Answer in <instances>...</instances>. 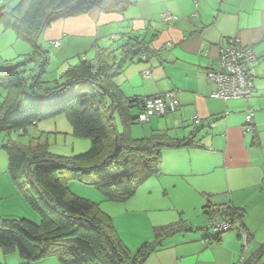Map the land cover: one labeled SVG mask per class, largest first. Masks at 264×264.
I'll return each mask as SVG.
<instances>
[{"label":"crops","instance_id":"crops-1","mask_svg":"<svg viewBox=\"0 0 264 264\" xmlns=\"http://www.w3.org/2000/svg\"><path fill=\"white\" fill-rule=\"evenodd\" d=\"M10 2L0 0V9ZM165 13L174 17L171 24L161 20ZM41 34L42 43L49 47L54 48L52 43L60 42L54 49L62 54L59 56L62 68L59 78L63 83L67 67L73 66L69 61L87 58L89 51L92 57L97 48L126 44L129 37L148 45L152 55L147 61L137 59L127 64L114 79L120 95L117 101L113 99L110 103L115 104L123 116L124 113L137 116L139 110L127 104L128 100L176 92V111L170 116L151 117L148 124H140L143 125L140 130L134 128L136 123L129 128L131 137L142 139L163 131L174 138L188 137L194 129L192 120L201 121V130L195 139L200 141L201 147L164 149L160 176L193 180V194L211 195V202L207 201L204 206L206 210L212 204L243 209L242 226L252 235L246 257L264 264V0H107L105 6L52 23ZM227 39L250 47L257 59L252 80L254 94L248 101L224 102L215 98V85L206 79L207 71L219 69V50ZM6 40L9 42L6 51V47L0 45V62L4 64L10 65L11 61L32 52L30 45L17 40L10 28L0 24V41ZM26 46L31 49L30 53ZM38 47L43 50L42 45ZM147 69L151 70V77L143 79L142 72ZM45 74L41 77L40 94L46 87ZM56 82L60 83L53 79L52 84ZM250 109L254 111L255 134L243 135L245 117ZM113 116L115 125L116 120L120 124V130L116 125L117 130L122 131L119 112H114ZM154 118H163V122ZM57 120L65 121V118L60 116ZM209 124L212 127L208 128ZM37 126L43 128L45 124ZM69 126L68 123V130ZM171 131L182 135L175 136ZM253 137L255 145L251 142ZM3 161L5 154L0 152V216L38 222L39 216L26 204L24 197L13 185L14 190H11V180L6 176L7 164ZM8 198L16 206L6 211L3 204L9 207L5 202ZM188 228V232L166 239L148 260L154 264V260L157 264H236L241 249L235 228L233 232L223 233L219 243L209 245L204 242L211 237L207 230H202L203 233ZM0 264H24V261L17 253L4 254L0 249ZM36 264L60 263L50 257Z\"/></svg>","mask_w":264,"mask_h":264},{"label":"trees","instance_id":"trees-1","mask_svg":"<svg viewBox=\"0 0 264 264\" xmlns=\"http://www.w3.org/2000/svg\"><path fill=\"white\" fill-rule=\"evenodd\" d=\"M106 2L11 0L0 9V24L10 28L17 40L32 47L23 63L12 68L9 63L0 66V88L6 93L0 103V134L9 136L18 130L25 131L30 125L35 127L41 121L65 113L73 136L91 142L86 153L74 157L51 154L41 143L25 148L8 141L0 147L6 154L12 185L40 218V223L36 224L23 218L0 216V249L4 254L17 253L24 264L50 257L60 264H146L166 239L189 231L183 223L155 229L154 241L143 244L132 255L118 238L109 217L92 202L70 194L64 182L70 176L91 185L106 201L123 203L133 197L142 184L161 174L164 149L201 147L200 141L195 140L201 121L197 126L192 124L194 129L188 137H170L166 131L142 139L131 137L129 128L142 124L139 122L143 109L141 98L127 101L137 107V116L125 113L123 116L110 101L119 98L113 81L124 67L152 55L146 43L132 37L123 45L97 48L88 59L79 57L76 65L67 67L64 83L56 82L38 93L48 65L47 52L37 45L40 34L58 20L80 16L105 6ZM18 66H25V70L19 72ZM27 71L29 74L23 76ZM254 76L250 77L251 83ZM251 90L253 95V86ZM114 112L120 115L123 127L120 132L115 125ZM250 112L253 120L254 111L250 109ZM245 124L246 117L243 131ZM253 132L255 134V129ZM251 142L255 145L256 138ZM210 208L206 211L204 207V215L215 209L230 218L238 232L243 228V209L215 204ZM210 234V238L204 239L208 245L219 243L223 233ZM244 264H260V261L250 258Z\"/></svg>","mask_w":264,"mask_h":264},{"label":"rangeland","instance_id":"rangeland-1","mask_svg":"<svg viewBox=\"0 0 264 264\" xmlns=\"http://www.w3.org/2000/svg\"><path fill=\"white\" fill-rule=\"evenodd\" d=\"M8 34L11 35V31H9ZM8 43V40L4 43H1L0 41L1 48L6 47ZM38 45H42L43 50L47 51L49 56V63L46 66V74L43 79L46 82L44 86L52 87L53 79H57L58 82L63 83L59 78L62 71L59 61V56H62L61 51L49 47L47 44H43L42 34L38 39ZM26 48H28L27 53H30L31 49L28 46H26ZM7 49L8 47L5 48V51ZM10 50L11 49H9V55ZM2 55L5 54L2 53ZM90 55L91 52L89 51L87 53V58H90ZM12 56H14V52ZM24 61L25 58L23 56L11 61L8 66L11 68L16 67L18 63H23ZM69 63L70 65H75L78 63V60L77 58H74L70 60ZM3 65L4 63L0 62V66ZM23 70H25V66H18L19 72ZM29 70L30 68L28 71ZM27 72L26 74L22 73V75L26 76L29 74V72ZM5 95L6 93L0 88V103L4 101ZM60 116L64 117L65 113L52 119L41 121L37 124H45L43 128L30 125L25 131L18 130L11 133L9 136L0 134V146L6 144L8 141L25 148H30L37 143H41L49 153L62 157H74L86 153L90 148L91 142L88 139L74 137L70 124V129L68 130L67 128L68 121L66 120V117H64L65 121L57 120ZM154 119L163 122V118ZM116 125L118 130H120L118 120H116ZM142 127L143 125L138 124L134 128H139L140 130ZM171 133L175 136L182 135L181 133L178 134L177 132L172 131ZM0 152L3 151L0 149ZM6 160L5 156V162L3 161V164L5 165L7 164ZM6 176L7 178L9 177L8 175ZM64 182L70 194L92 202L98 206L102 213L109 217L118 238L132 255H134L143 244L154 241L155 229L173 223H183L184 225H187V227L194 228V230L206 231L207 224L204 221L203 211L207 201L211 202V195L205 194L198 196L193 194L194 181L190 178L181 180L179 178L164 179L162 175L160 177H153L142 184L133 197L123 203L106 201L105 198L91 185L81 183L78 179H74L70 176L66 177ZM10 186L11 190H14L11 182ZM5 202H7L9 207L7 208L3 204V210L9 211L12 210L11 206H16V203L12 201L11 198H8ZM30 209L35 212L32 207H30ZM28 221L33 222L32 220ZM39 223L40 218L36 224ZM239 230L246 233L249 239L252 240V235L247 230L244 228ZM249 245L250 243L248 244V249ZM150 260L151 259H149L146 264H154ZM154 262L157 264V261L154 260ZM31 264H36V262Z\"/></svg>","mask_w":264,"mask_h":264},{"label":"built area","instance_id":"built-area-1","mask_svg":"<svg viewBox=\"0 0 264 264\" xmlns=\"http://www.w3.org/2000/svg\"><path fill=\"white\" fill-rule=\"evenodd\" d=\"M165 24H171L174 17L165 13L161 16ZM54 48L60 46V42L52 43ZM146 61L145 57L141 58ZM255 56L250 47L243 46L234 39H227L219 50V69L217 71H207L206 79L215 85L213 96L222 101L244 99L248 101L252 95L251 79L254 75ZM151 77V70L147 69L142 72L143 79ZM142 114L139 117L140 122H147L151 116H166L176 111L177 94L175 91L167 92L165 95H155L153 97L142 98ZM199 120L194 118L192 123L197 126ZM243 134L253 132L252 113L246 116ZM207 198V197H206ZM216 205V204H215ZM214 208V207H212ZM216 208V207H215ZM211 210V209H210ZM215 210V209H214ZM210 211L206 217L207 229L214 234L230 231L233 225L226 215L221 211ZM241 243V253L236 259V264H244L246 261L245 253L248 250L249 237L246 233L239 230Z\"/></svg>","mask_w":264,"mask_h":264},{"label":"clouds","instance_id":"clouds-1","mask_svg":"<svg viewBox=\"0 0 264 264\" xmlns=\"http://www.w3.org/2000/svg\"><path fill=\"white\" fill-rule=\"evenodd\" d=\"M141 58H142V57H141ZM146 61H147V60H146ZM146 61H145V62H146ZM251 98H252V97H251ZM141 99H142V98H141ZM225 102H226V101H225ZM192 124H193V123H192ZM216 205H217V204H216ZM210 209H211V208H208L206 211H209ZM207 215H208V214H205V220H206ZM206 224H207V221H206ZM232 229H234V227H233ZM232 229H231V230H232ZM206 230H208L207 227H206ZM231 230H230V231H231ZM208 231H209V230H208ZM209 232H210V231H209ZM227 232H228V231H227ZM210 233H211V232H210ZM224 233H225V232H224ZM238 236H239V233H238ZM239 239H240V238H239ZM240 249H241V243H240ZM247 253H248V250H247V252L245 253V256H246ZM246 260H247V257H246ZM245 262H246V261H245Z\"/></svg>","mask_w":264,"mask_h":264},{"label":"bare ground","instance_id":"bare-ground-1","mask_svg":"<svg viewBox=\"0 0 264 264\" xmlns=\"http://www.w3.org/2000/svg\"><path fill=\"white\" fill-rule=\"evenodd\" d=\"M141 114H142V113H141ZM141 114H140V115H141ZM151 117H154V116H151ZM151 117H150V118H151ZM156 117H161V116H156ZM150 118L148 119V121H147V122H140V121H139V122H140V123H142V124H146V123H148V122H149ZM251 133H252V132H251Z\"/></svg>","mask_w":264,"mask_h":264}]
</instances>
